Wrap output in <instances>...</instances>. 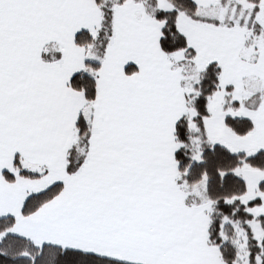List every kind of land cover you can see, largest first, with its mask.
I'll return each instance as SVG.
<instances>
[{
	"label": "snow or ice",
	"instance_id": "1",
	"mask_svg": "<svg viewBox=\"0 0 264 264\" xmlns=\"http://www.w3.org/2000/svg\"><path fill=\"white\" fill-rule=\"evenodd\" d=\"M0 264H264V0H0Z\"/></svg>",
	"mask_w": 264,
	"mask_h": 264
}]
</instances>
